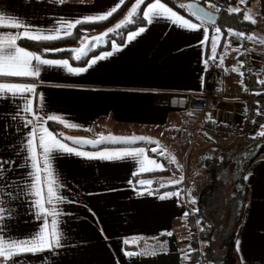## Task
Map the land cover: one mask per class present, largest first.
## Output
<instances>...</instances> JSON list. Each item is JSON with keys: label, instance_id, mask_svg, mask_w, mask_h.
Instances as JSON below:
<instances>
[{"label": "crops", "instance_id": "obj_1", "mask_svg": "<svg viewBox=\"0 0 264 264\" xmlns=\"http://www.w3.org/2000/svg\"><path fill=\"white\" fill-rule=\"evenodd\" d=\"M116 3L118 0H65L63 4L57 3V0H0V11L19 17L35 27L51 28L62 18L75 20L103 14ZM259 9V0L254 1L251 11L254 12L255 17L253 15L252 19L256 20V24L249 33L256 37L255 41H250V45L258 58L259 68L253 82L257 91L262 93L259 95L258 131L261 130L260 125H264V84L259 83L264 80V44L256 42L264 37V18ZM173 10L188 18L174 8ZM118 22L120 21L106 29L114 27ZM140 27H145L146 31L134 40L128 41L127 33L123 41L115 42L119 50H114L111 43L108 49L91 55L83 64L74 62L76 60L72 59V52L69 56L62 57H47L38 53L42 58L68 59L73 67H87L92 58L105 52L113 53L98 60L82 74H69L62 68L46 66L35 80L7 78L0 82L37 83V92L43 94L41 115L44 112L57 114L83 125V128L70 129L54 122L65 129V137L97 139L100 133L146 136L154 140L160 137V146L164 148L163 139L172 146L175 142L170 137L188 136L195 141L198 138V147L203 145L209 148L208 151L218 154L229 152L232 155L231 163L228 164L231 169L228 170L224 163L219 174L222 177L213 173L214 179H211L212 183L207 185L204 192L206 194L218 183L221 184L223 177L229 176L226 182L233 186L239 179H244L249 186V196L245 210L241 213L234 210L231 219L228 220L225 215V211L231 208L229 201L217 212L220 214L219 219L210 216L215 224V233L211 244L207 245L210 248L209 256L216 264H226L225 256L231 251L235 255L234 264H264L263 151L248 164L245 159L248 158L254 138L243 133H224L212 129L214 124L225 121L238 125L242 118L244 89L240 74L232 71L242 61L240 51L234 50L239 47L240 38L226 34L218 42V62L220 54L226 52L227 56L223 66H220L216 95L201 117L195 136L193 130L196 129L200 114L193 110L173 108L170 106V99L173 96H197L204 91L207 69L203 61L211 60L210 42L201 46V31L181 29L163 19ZM215 27L217 26L205 25L209 36L214 34ZM0 31L21 30L0 28ZM99 35L94 30L86 29L77 45L67 49L83 47L81 42L85 36L91 39ZM112 35L116 34L111 33L109 37ZM22 40L18 41L19 46L36 52L26 47ZM228 42L231 46L224 47ZM101 46L104 45L89 50L83 59ZM22 104L23 100L20 98L0 100V113L10 117ZM51 122L46 126L52 131ZM29 131L30 128L24 126L23 118L15 121L10 118L0 119V157L15 161L7 175L18 182L15 189L18 195L8 203L12 210L11 216L0 224V230H6L9 236L16 238L27 237L37 231L41 223L34 214V197L25 195L22 191L31 181V177L27 175L32 170L31 162L23 147ZM155 146L146 141H136L132 144L106 142L95 146L85 145L84 148L87 151H99L122 147L150 149ZM147 155L151 158L155 154L149 152ZM156 159L164 165L163 170L134 176L133 173L138 169L132 160H88L57 154L54 165L66 185L61 193L69 200L76 201L59 206L67 213L61 217L64 231L62 248L55 254H28L7 262L0 259V264H17V261L22 264H117V261L119 264H199L203 259L206 264H212L211 260L208 262L206 243L204 256L196 250L193 231L184 216L185 212L188 213L186 201L194 208L189 199L188 188L183 190L186 183L181 189L172 185L173 176L169 163L158 156ZM139 179L153 181L152 185L143 186L150 187L152 194H140L142 188L136 183ZM162 184L167 187L162 188ZM176 191L180 192L179 197L172 196L163 200L159 198L167 192ZM205 194L199 199L198 206ZM233 219L235 221L231 222ZM231 224L234 225L233 228H230ZM168 231L173 235H161ZM136 236L143 237V240L136 245L123 247L131 251L139 248L150 250L152 245L166 243L163 248H157L154 256L126 257L121 251V242ZM189 245L195 251L186 257Z\"/></svg>", "mask_w": 264, "mask_h": 264}, {"label": "snow or ice", "instance_id": "obj_2", "mask_svg": "<svg viewBox=\"0 0 264 264\" xmlns=\"http://www.w3.org/2000/svg\"><path fill=\"white\" fill-rule=\"evenodd\" d=\"M57 3L63 4L65 0H57ZM125 3V0H118L115 6L103 14L96 16H87L83 19L66 20L60 19L56 21V25L51 28H38L19 17L7 14L0 11V28L18 29L21 31L16 32H3L0 31V81L11 78H39L41 72L46 66H54L62 68L69 74L79 75L92 67L98 60H103L107 56H111L112 52H105L100 56H96L88 61L87 67H73L68 59H47L42 58L37 52H33L19 46L18 41L22 39H29L33 41H53L63 39L65 36H72L73 29L77 25L83 23H95L107 20L112 17ZM246 0H239V4H245ZM145 4V0H136L132 4L126 16L118 22L113 28H109L106 32L99 36L93 37L89 40V46H96L98 41L107 37L109 34L116 32L128 24L136 23V17L140 16L147 24H152L158 20H167L174 26L181 29L201 31L203 38L200 41L201 46L210 42L211 56L209 59L215 61L217 59L218 42L221 37L224 36V32L220 27L214 28V34L209 36L208 29L205 25L215 24V13L220 9L215 4L205 3V0H190L188 3L180 4V8L186 10L188 18L183 15H179L172 7L162 3L161 0H154L153 3H147L146 7L141 10V5ZM209 9H214L210 11ZM227 11L230 14H238L242 12L240 7H229ZM243 19L250 21L252 24H256V20L252 19L248 11H244ZM195 20L196 22H193ZM146 31L145 27H139L136 31L128 32L127 40H134L137 36ZM228 35H236L241 41H255L254 34H246L245 32H233L231 28L227 29ZM84 39H87L86 37ZM259 44H264V37H261L258 41ZM114 50H119L115 42H112ZM231 43H225L224 47H230ZM243 47V44L240 45ZM240 47L235 48V51H240ZM49 51V50H45ZM57 52L70 51L72 52L73 59L80 61L88 54V47H80L74 49H54ZM245 51H249L246 49ZM227 53L219 55V66H223ZM205 69L208 67L209 60L203 61ZM244 66V62L240 61L237 66L232 68V71L238 72L243 76V72L240 69ZM264 84V80L259 81ZM243 84V81H241ZM37 83L32 82H0V100L16 99L23 100V104L18 106L13 114L9 117L8 114L0 113V119L12 121L23 118L24 126L29 127L26 142L23 147L28 153L27 159L31 162V171L27 173L31 177L30 183L26 185L25 189H22L23 194L34 197L32 203L35 209V217L39 220L40 227L37 231L29 234L25 238L11 237L7 234L6 230H0V259L7 262L9 260H16V258L23 255H39L44 252L55 254L57 250L62 248V241L64 240V231L62 228L61 217L67 213L60 209V205L64 203H75L76 201L69 200L61 193V189L66 187L63 184L60 174L54 165L56 155L63 156H75L82 159H99L105 161H117V160H132L137 165V171L133 173L134 176H138L143 173L153 172L156 170H163L164 165L156 159L157 156H168L169 163H176L175 156H171L161 146L159 141L154 140L151 137L146 136H115L112 134L104 135L98 134L97 139H87L83 137H65L62 133H55L49 130L46 126L49 121L58 122L64 125L66 128L78 129L83 128V125H79L75 122H71L67 117L48 114L46 112L41 115L43 111V94L37 92ZM247 91V88L244 89ZM256 95L262 93L257 92ZM247 109L245 108V112ZM259 111V110H258ZM26 114V115H24ZM211 119V117H209ZM261 130L253 137L264 138V125H260ZM88 130V129H85ZM59 137V138H58ZM68 141L72 143L69 144ZM136 141H146L148 144H155V147L145 149L144 147H122L116 149L105 148L99 151H87L85 145H99L108 143H124L132 144ZM155 154L151 158L147 153ZM222 159V158H221ZM15 161L5 160L0 157V224H3L12 213L8 203L18 195L15 191L17 187L16 181L12 180L7 174L11 165ZM151 165V167H149ZM179 168L180 165L177 164ZM247 178V177H245ZM183 181V176L179 180H174L171 183L178 185ZM142 188L140 194H152L150 187L145 188L143 186L152 185L153 181L150 179H139L136 181ZM132 184V181H129ZM162 188L167 185H161ZM172 196L179 197L180 192H167L161 195L160 199H168ZM195 203V200H192ZM86 207V205H85ZM189 213L185 212L184 216L187 217ZM103 234V229L101 228ZM161 235L172 236L173 233L168 231L161 233ZM143 240V237H131L122 240L121 251L126 257H139V256H154L157 254V248H163L164 243H157L151 246V249L139 248V250L131 251L127 250L124 245H136L139 241ZM239 242H237V246ZM195 251L188 246V252L185 253L187 257L190 252ZM17 264L22 262L17 261ZM119 264V261H117Z\"/></svg>", "mask_w": 264, "mask_h": 264}, {"label": "trees", "instance_id": "obj_3", "mask_svg": "<svg viewBox=\"0 0 264 264\" xmlns=\"http://www.w3.org/2000/svg\"><path fill=\"white\" fill-rule=\"evenodd\" d=\"M131 1H133V0H126L125 3L122 5V7L115 14H113L112 17L108 18L107 20L95 22V23H83L81 25H78L72 36H66L63 39H58V40H53V41H33V40H29V39H23L22 43L26 47L36 51L37 53H40L43 56H47V57L69 56L71 54L70 51L57 52V51H54V49H67V47H69V46L77 45L78 40L80 39L81 36H83L84 30H86V29H88V30L106 29L107 27L115 24L119 19H121L124 16L123 14H125V12H126V6ZM151 1H154V0H145V4L141 6V10H143L145 8V6L147 5V3L151 2ZM161 1L166 3L167 5H169L170 7L174 8L178 12H181L182 14L187 15L186 10L180 8V4L186 3V1H188V0H161ZM254 1H257V0H246L245 4H239V0H205V3H208V4H215L216 5L219 2H226V3H228V5L230 7H240L242 9V12L238 13V14H230L227 11V9H220V11L218 12L220 14V16H219L217 24L216 25H210V26L220 27L222 29V31L224 32V35L228 34L227 29H229V28H231L233 30V32H245L246 34H249L251 32V30H253V27L255 24H252L250 21L244 20L243 19V13H244V11H248V13L251 17L254 15V12L251 11V7H252ZM259 3H260V9H259L260 15H262L264 18V0H259ZM212 10H214V9H212ZM253 17H255V15ZM145 23L146 22L143 19H141L139 16L136 23L130 24L129 26H127L122 31L121 35H112L109 38L107 44L97 48L96 51L91 52L88 57H86L80 61H74V62H76V64H83L91 55H94L101 50L108 49L113 41L114 42L123 41L124 36L128 32L136 29L137 27L145 25ZM46 49L49 51H45ZM241 57H242V61H244V57L242 55H241ZM256 68H257L256 71L253 73V75L251 76V79H250L252 88L255 91H257V89L255 88L253 81L255 78L254 77L255 74L259 71V68L258 67H256ZM241 69L243 70V67ZM242 94H243V92H242ZM50 127H51L52 131H54L55 133H62L63 135L65 133V129L62 128V126H60L57 123L51 122ZM263 141H264V138L254 139L253 145L251 147V151L254 152L256 149V146L260 142H263ZM251 151L247 154L248 158L245 159L248 164L251 163L253 161L252 159H254L256 157V154H253ZM222 154H224V158L221 159L220 164L223 165L225 163L226 164L225 166H228V164L231 163L232 155L227 151L222 153ZM248 164H247V166H248ZM230 169H231V166H228V170H230ZM215 174L217 176H219L220 178L222 177V175H219V174H221L220 172H218V173L215 172ZM248 196H249V186L246 184L245 180L242 178L239 179V181L235 185V187H234L233 191L231 192L229 198L228 197L225 198L222 196V194L220 193V190L218 188V185L214 186L211 190L206 192L205 197L201 200V202L198 206V209H196L197 210L196 211L197 217L201 220V224L203 226L202 227L203 228L202 239L204 241L203 243L204 244L206 243V245H205L206 254H209V252H210V248L207 245L211 244V241H212V239L214 237V233H215V224L212 221V219L210 218V216L213 215L214 213H217L221 208H223L225 206L226 202L229 201L231 208H230V210L225 211L226 212L225 215L227 216L226 218H228V220L231 219L232 216L234 215V213H233L234 210H237L240 213L245 210L246 203L248 200ZM240 213H239V215H240ZM187 219H188V223H189V225L193 231V229H194V217L188 215ZM194 238H195V235H194ZM195 245H198V244L195 243ZM234 262H235V255L230 251L225 256V263L226 264H234Z\"/></svg>", "mask_w": 264, "mask_h": 264}, {"label": "rangeland", "instance_id": "obj_4", "mask_svg": "<svg viewBox=\"0 0 264 264\" xmlns=\"http://www.w3.org/2000/svg\"><path fill=\"white\" fill-rule=\"evenodd\" d=\"M135 2H136V0L129 2V4L126 6L125 14H123L124 16L121 19H119L118 21H121L126 16V14L128 13L129 9L132 6V4ZM138 18H139V16L135 18L136 21L138 20ZM129 25L130 24H128L127 26H129ZM107 30L108 29H105V31H107ZM105 31H102V30L100 31V29H94V32H98L100 34L104 33ZM122 31H123V28L116 31L115 33L113 32L112 34L121 35ZM110 35L111 34H109L107 37L103 38L101 41H98L96 46L107 44V42L109 40L108 38H110L109 37ZM85 37L87 39H84ZM85 37L83 38V40L81 42V45L83 47L87 46L88 51L93 49L94 47H96V46H89V40L90 39H88V36H85ZM258 128L259 127L256 125L255 132L253 134L249 135L250 138H253L256 135V133L258 132ZM197 129H199V126H196V129L193 130L195 136H196L197 131H198ZM147 132H152V130L151 131L147 130ZM246 136H248V135H246ZM156 138H157V141H159V143H160L161 138L160 137H156ZM170 139H172L175 142L174 145H172V146L168 145L166 143V140L163 139L162 140V142L164 144L163 149L165 151H167L171 156H175L176 163H169V157L168 156H158V157L166 160L169 163L168 166H169L170 171H171V176H173L172 181L179 180L180 177L183 176V181L176 186H178L181 189V186L184 184V182L186 183V185L183 187V190L184 189L186 190L188 188L189 199H190L191 203H192L193 199L195 200V203H192V205L194 206V208L197 209L199 199L203 196V194H205L204 189H206V187L209 183H212L211 179H214L213 173H215V172L218 173V172H221V170H222L223 165L220 164V161H221V158L222 159L224 158V154H218V153L212 152L210 150L208 151L209 148H206L203 145L198 147V144H199L198 138L196 141L192 138H188V136L186 138H180V137L172 136V137H170ZM186 139H188L189 141ZM251 152L253 154H256V155H260L262 152L264 155V141L260 142L256 146V149L254 152L253 151H251ZM177 164L180 165L179 168L177 167ZM228 178H229V176H225V178L224 177L222 178L221 184L218 183V188L220 190V193L225 198L230 196L231 192L233 191V189L235 187L232 184L226 182ZM172 185H175V184H172ZM213 216L217 219L220 218V214H217V213H214ZM234 217H236V216H234ZM223 221H225V219ZM234 221H235V219H233L231 222H234ZM231 227L233 228L234 225L231 224L230 228ZM207 258H208L209 263H210L209 260H211L212 264H216V262L213 260L211 255L209 256V254H207Z\"/></svg>", "mask_w": 264, "mask_h": 264}, {"label": "built area", "instance_id": "obj_5", "mask_svg": "<svg viewBox=\"0 0 264 264\" xmlns=\"http://www.w3.org/2000/svg\"><path fill=\"white\" fill-rule=\"evenodd\" d=\"M219 9H228L230 6L226 2H219L216 4ZM243 44V47L240 45ZM240 54L244 57L243 76L240 75V81H243V89L247 88V91L243 90V113L241 121L238 125H233L228 121L219 122L212 126L214 131L231 133L238 132L244 133L245 135H251L256 130L258 113H259V95H256L257 91L252 88L251 76L256 71L258 64V58L253 52L250 41L240 40ZM248 49L249 51H245ZM257 59V60H256ZM218 60H210L206 72V87L204 91L197 96H173L170 99V106L180 110H193L200 114L196 126H199L200 119L206 112L212 99L216 95L220 66ZM245 108L247 111L245 112ZM186 208L190 216L194 217V229L193 234L195 235L194 242L197 245L196 250L204 256V241L202 239L203 226L201 220L197 217L196 208H192L188 201L185 202ZM199 264H206L205 260H201Z\"/></svg>", "mask_w": 264, "mask_h": 264}, {"label": "water", "instance_id": "obj_6", "mask_svg": "<svg viewBox=\"0 0 264 264\" xmlns=\"http://www.w3.org/2000/svg\"><path fill=\"white\" fill-rule=\"evenodd\" d=\"M188 2H190V0L186 1V3H188ZM209 10H210V11H214V10H212V9H209ZM219 16H220V14H219L218 12H216V13H215V24H214V25L217 24L218 19H219Z\"/></svg>", "mask_w": 264, "mask_h": 264}]
</instances>
